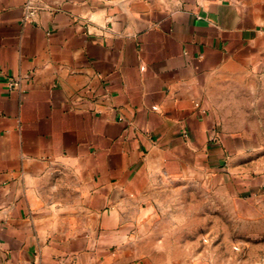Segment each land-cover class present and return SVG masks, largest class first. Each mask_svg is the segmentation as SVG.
I'll list each match as a JSON object with an SVG mask.
<instances>
[{"label": "crops", "instance_id": "crops-1", "mask_svg": "<svg viewBox=\"0 0 264 264\" xmlns=\"http://www.w3.org/2000/svg\"><path fill=\"white\" fill-rule=\"evenodd\" d=\"M40 2L0 0V264H197L158 194L218 144L201 79L264 74V0Z\"/></svg>", "mask_w": 264, "mask_h": 264}, {"label": "rangeland", "instance_id": "rangeland-1", "mask_svg": "<svg viewBox=\"0 0 264 264\" xmlns=\"http://www.w3.org/2000/svg\"><path fill=\"white\" fill-rule=\"evenodd\" d=\"M198 94L218 144L186 157L158 198L195 236L197 264H264V74L223 62Z\"/></svg>", "mask_w": 264, "mask_h": 264}, {"label": "built area", "instance_id": "built-area-1", "mask_svg": "<svg viewBox=\"0 0 264 264\" xmlns=\"http://www.w3.org/2000/svg\"><path fill=\"white\" fill-rule=\"evenodd\" d=\"M43 7L40 0H24L22 6V19L24 23L35 21L38 14ZM22 79L20 77H8L6 79V87L9 92L15 91L21 85Z\"/></svg>", "mask_w": 264, "mask_h": 264}]
</instances>
